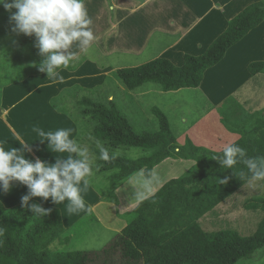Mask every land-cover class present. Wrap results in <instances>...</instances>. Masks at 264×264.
Listing matches in <instances>:
<instances>
[{
	"label": "trees",
	"instance_id": "obj_1",
	"mask_svg": "<svg viewBox=\"0 0 264 264\" xmlns=\"http://www.w3.org/2000/svg\"><path fill=\"white\" fill-rule=\"evenodd\" d=\"M0 9L4 8L0 6ZM263 21L264 0H260L230 19L225 30L202 55H184L180 67L156 58L137 67L117 69L112 72V78L128 92L147 83L156 84L162 92L197 88L204 72L215 66L227 49ZM34 39L27 38L31 48ZM44 59L37 55L32 63L21 66L15 73L0 74V88L31 75H46L39 71ZM83 62V57L77 56L68 67L61 69L75 72ZM253 67H257V72L264 71V61L248 65L249 70ZM109 79L111 77L104 82ZM103 86L104 83L87 90L73 85L61 89L50 99L56 112L68 116L77 125L74 139L93 154V172L107 173L109 193L99 194L95 190L101 201L117 205L113 194L117 187L138 172L150 179L154 167L167 159L192 161L198 168L188 176L168 180L154 194L140 200L132 210L135 217L128 219L121 231L98 251L65 250L70 237L65 235L66 229L57 208L43 206L34 200H29L27 206L20 204L10 208L0 202V264H236L262 249L264 199L251 200L244 205L245 210L262 214L250 236L232 231L207 232L199 222L248 183L239 175L240 169L247 171L244 165L228 170L213 160V157L222 156V151L195 146L189 139L179 145L166 115L156 107H152L151 112L156 118L157 130L136 133L112 98L100 100ZM229 100L226 98L222 105ZM68 107L76 114L68 111ZM263 111L248 115L240 127L226 116L221 119L228 131L239 135L233 143L246 150L247 158L264 159ZM83 124L87 126L86 132L82 129ZM95 140L110 150L139 148L147 151V155L135 159L114 155L108 161L100 160ZM225 178L228 182L221 184L220 180ZM31 205L41 206L48 215H37L30 210ZM55 243L62 248L51 249Z\"/></svg>",
	"mask_w": 264,
	"mask_h": 264
},
{
	"label": "crops",
	"instance_id": "obj_2",
	"mask_svg": "<svg viewBox=\"0 0 264 264\" xmlns=\"http://www.w3.org/2000/svg\"><path fill=\"white\" fill-rule=\"evenodd\" d=\"M93 1L86 0L85 6L87 2L91 4ZM259 1L109 0L113 11L109 21L98 27L91 26L96 36L94 42L98 44L97 51L103 58L118 53L124 55L127 53L133 58H141L154 36L155 48L151 51L153 54L151 60L166 59L175 67H180L183 64L184 55H202L208 45L225 30L230 19L248 5ZM103 8L104 3L101 4L98 13H102ZM144 8L147 9L144 11ZM112 33H114L113 37H111ZM73 51L77 52V56L83 57L84 62L75 72L59 70L63 80H52L44 74H38L0 88V142H3L6 149L27 144L26 158L33 161L39 158L51 164L55 162V155L59 154L49 152L47 141L41 144L40 137L33 129L40 128L45 132L72 129L71 136L74 139L75 125L65 115L57 113L51 107L50 99L55 97L61 89L70 88L73 85L84 89L101 86L114 71L109 66L99 67L94 60L84 55L85 51H79L78 45H73ZM262 61H264V21L227 49L223 58L204 72L200 85L189 89L191 91L188 92H192L195 99L206 107H218L226 98H230L227 102L229 106L239 107L241 110L243 107L240 114L262 111L264 110V71L257 72V67L248 69L249 64ZM6 66L0 64V74L10 73V68ZM252 72L254 73L251 74ZM257 80L263 83L259 86ZM151 86L148 83L143 84L128 92L137 106L147 103L144 102L147 101L145 97L156 96L154 99H157V96H167L165 93L179 95L184 90L162 92ZM261 86H263L262 89ZM172 103L167 102L165 111L175 109ZM165 111L163 112L166 114ZM179 118V124L186 121L183 116ZM172 163L173 160L167 159L160 164L164 167ZM189 163L185 161L184 164ZM131 179L114 190L118 198L116 207L111 203H102L99 195L90 187L86 192H82L86 208L76 213L67 211L66 202L56 205L51 199L42 201L34 197L30 200L43 206L57 208L67 232L68 229L76 226L83 212L92 211L100 203L113 207L116 217H118L116 211L119 217H123V200H120L118 192L120 193L123 187L130 184ZM27 192L26 186L16 184L10 192L0 193V202L5 208L20 205L21 197ZM147 193L149 194L141 198L149 197L155 192L151 190ZM142 199L137 198L133 203L126 202V207H130L127 210L131 212L130 219L135 217L132 210ZM98 217L100 219L98 222H102L101 217ZM125 225L126 223L121 224L119 230ZM236 264H264V248L256 251L249 259L240 260Z\"/></svg>",
	"mask_w": 264,
	"mask_h": 264
},
{
	"label": "rangeland",
	"instance_id": "obj_3",
	"mask_svg": "<svg viewBox=\"0 0 264 264\" xmlns=\"http://www.w3.org/2000/svg\"><path fill=\"white\" fill-rule=\"evenodd\" d=\"M135 1L141 2L142 0ZM102 3H104L102 13H98ZM110 6L109 0H94L91 4L87 2V11L90 13L89 16L92 21H94L91 26L98 27L99 25H105V23L109 21V16L113 13ZM146 9L147 8H144L143 10L145 11ZM11 28L12 25L9 22V13L4 9H0V51H3L0 52V64L7 65L6 67L10 68V73H15L21 66L32 63L37 55H41L39 54L38 48H31L28 46V37L13 33ZM114 33L111 34V37H113ZM154 38L153 36V39ZM153 39L141 58H133L127 53L125 55L121 53L113 54L108 58H103L97 51L98 44L96 42H93L90 48L85 51L84 55L94 60L99 67L109 66L112 71L122 68L137 67L152 59L153 54H151V51L155 48ZM35 53L38 54L35 55ZM263 82L257 80L259 86ZM151 85V87L159 89L156 84ZM93 88L95 87L88 88L87 90ZM262 88L263 86H261V89ZM100 89H102L100 100L104 101L111 96L118 110L127 119L136 133L155 132L157 130V122L151 112V108L155 106L163 112L167 110V102H173L172 105L175 106V109L165 111L166 114L163 113L168 119L176 142L179 145H184L187 139H189L195 146L213 152L222 151L225 144L233 143L239 137L237 133L228 131L221 119L226 116L231 123L240 127L246 117L250 115L245 113L243 115L240 114L243 107L241 110L239 107L229 106L227 103L221 106L219 105L218 107H206L195 99L192 92H188L191 91L189 89L182 90L183 92L179 95L165 93L167 96H157V99H154L156 96L153 98L145 97L147 101L144 102L147 103L142 106H137L130 94H128V91L123 89L118 81L112 78V75L111 79L106 83L104 82V86ZM67 110L72 112V114H76L69 107ZM180 116L186 118V121L181 124L178 123ZM66 117L70 119L68 116ZM76 118L79 117L76 116ZM70 121L74 124L71 119ZM86 127L87 126L83 124L82 129L84 132H86ZM75 132H77V125H75ZM109 153L131 159L147 155V151L139 148L109 149ZM183 162L185 163L184 160H173L172 164H168L164 167H161V164L159 166L157 165V167H154L152 170L150 179H145L142 172L134 174L129 181L130 184L123 187L124 189L121 190L120 193L118 192L120 200H123V217H119L118 211H116L118 215V217H116L113 213V207L111 208V206L102 205L101 203L92 211L83 212L76 226L65 232V235L70 237V242L65 247V250L67 252H77L98 251L103 249L108 242L121 231L119 230L121 224H125L127 220L130 219L131 212H127L130 207H126V202L133 203L137 198L142 199L141 197L143 195L149 194L147 192L151 190L156 192L168 180L188 176L198 168V164L192 161H189V164H184ZM168 174H170V176ZM106 176L107 173L97 174L92 172V175L88 177L90 188L93 187L94 189H92L94 191L96 190L99 194H108L109 188L106 182ZM262 185L264 184L257 182L255 187H251L248 182L236 194L227 199L224 203L216 206L212 215H206L200 219L199 222L203 230L207 232L232 231L245 237L253 234L257 224L261 220L262 214L260 211L245 210L244 205L251 200L264 199V186ZM113 194L115 195L114 191ZM117 205L114 206L116 207ZM98 216L101 217L103 224L102 222H98V220H100ZM116 231L118 232L117 234ZM50 248L61 249L62 247L55 243Z\"/></svg>",
	"mask_w": 264,
	"mask_h": 264
},
{
	"label": "clouds",
	"instance_id": "obj_4",
	"mask_svg": "<svg viewBox=\"0 0 264 264\" xmlns=\"http://www.w3.org/2000/svg\"><path fill=\"white\" fill-rule=\"evenodd\" d=\"M0 6L9 13L13 33L35 38L34 47L45 57L39 71L52 80H63L58 70L68 67L77 57L74 44L84 52L96 39L85 0H0ZM33 131L40 137L41 144L47 141L49 152L59 155H55V162L51 164L39 158L33 161L26 158L27 144L6 149L0 142V193H8L20 184L28 190L21 197L22 206H27L35 197L42 201L51 199L56 205L66 202L69 213L84 210L82 192L90 187L88 177L93 172V154L87 146L72 138V129L45 132L34 128ZM94 143L100 160L114 158L99 140ZM213 160L228 170L243 164L247 171L240 169L239 175L251 187L264 182V159L247 158L246 150L235 143L225 144L222 156L213 157ZM227 182V178L220 180L221 184ZM30 210L40 216L48 215L39 205H31Z\"/></svg>",
	"mask_w": 264,
	"mask_h": 264
},
{
	"label": "bare ground",
	"instance_id": "obj_5",
	"mask_svg": "<svg viewBox=\"0 0 264 264\" xmlns=\"http://www.w3.org/2000/svg\"><path fill=\"white\" fill-rule=\"evenodd\" d=\"M24 195H26V194H24ZM85 195V194H84ZM88 195V194H87ZM96 197V196H95ZM65 215H67V213L65 212ZM67 217V216H66ZM68 217H71V216H68Z\"/></svg>",
	"mask_w": 264,
	"mask_h": 264
}]
</instances>
